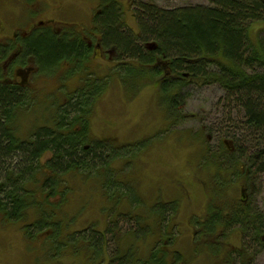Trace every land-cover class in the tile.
<instances>
[{
  "label": "trees",
  "instance_id": "obj_1",
  "mask_svg": "<svg viewBox=\"0 0 264 264\" xmlns=\"http://www.w3.org/2000/svg\"><path fill=\"white\" fill-rule=\"evenodd\" d=\"M114 19L111 12L102 26L109 37L106 43L118 45L127 55L124 65L121 64L118 71L110 68L106 78L90 75L83 87L67 94L65 104H55V115L27 139L20 138L18 125L26 114H32L36 120L35 112L28 111L32 106L31 91L4 83L0 65V218L5 225H19L22 233V236L13 234L9 240H0V257L3 258L0 264L15 262L8 253L18 243L22 247L19 253L31 250L33 256L31 252L30 255L42 264H63L62 260L68 256L74 260L73 264L83 260L87 264H181L183 261L180 252L172 253L176 235L169 231L163 233L161 222L166 212L177 213L178 204L157 202L158 207L142 213L135 186L121 180L122 171L115 172L112 166L123 156L138 155L149 143L114 148L92 137L94 105L116 77L135 95L146 79L156 80L155 99L172 121L178 119L183 102L180 90L187 81L197 86L218 84L229 101L238 103L244 113L242 139H235L236 147H227L224 143L225 153L219 155L218 163L207 157L204 164L215 171V189L228 175L234 174L236 181L242 179L247 185L240 189L245 190L244 200L225 217L222 211L214 213V208L210 207L209 220L195 221L196 233L213 232L222 222H226V227L244 221L248 228L254 224L263 226L259 214L251 210L250 198L254 194V177L264 173V38L257 41L251 36L253 26L264 25V0H213L209 7L184 8L172 14L147 12L142 19L147 23L142 24L143 38L155 39L158 45L157 52L151 56L144 54L129 34L115 32ZM40 41L38 44L32 42L29 52L43 62L45 72L57 66V60L75 52L68 44H60L51 36ZM154 54L164 58L157 60ZM215 66L218 72L211 71ZM168 69L173 73L167 74ZM243 143L249 146L246 151L241 149ZM49 154L52 158L45 161ZM71 176H77L76 181ZM97 190L99 199L104 200H99L100 203L110 205L107 213L116 212L118 217V220L108 221L103 233L99 230V221L77 223L78 215L63 217L65 214L61 211L67 200L76 194L80 199L86 196V200L93 202ZM56 199L59 201L55 202ZM90 205L87 204L86 209ZM126 205L131 209L128 215L122 214L131 219L135 217L139 227L136 232L128 233L126 240L132 243L141 235L146 240H154L151 247L146 242L140 254L134 253L131 246L125 250L124 237L116 231L122 215L120 211L126 209ZM138 209L140 213L134 214ZM76 225L86 228L78 231ZM248 228L243 229L247 231ZM3 231L0 229L1 239H7L8 231ZM251 233L256 234L254 241L261 235L257 227ZM109 237L117 246L111 258L105 255ZM16 239L17 244H13ZM260 244L263 245L261 241ZM206 247L209 255L219 253L212 245ZM40 248L38 257L36 249ZM237 254L243 255V251L240 249ZM228 256L234 261L231 254ZM20 259L22 263L29 262L22 255ZM242 262L247 264L244 258Z\"/></svg>",
  "mask_w": 264,
  "mask_h": 264
},
{
  "label": "rangeland",
  "instance_id": "obj_2",
  "mask_svg": "<svg viewBox=\"0 0 264 264\" xmlns=\"http://www.w3.org/2000/svg\"><path fill=\"white\" fill-rule=\"evenodd\" d=\"M100 1L0 0V45L7 44L9 38L6 37H11L14 31L22 34L28 29L26 24L33 15L26 6L27 3L34 2L37 7L44 8L40 13L43 20L55 19L58 22L65 20L71 23L81 18V21L84 20L90 24V15L97 9ZM212 1L172 0L171 4L173 9H187L209 7ZM60 9H66L65 13H61ZM129 17H131V13H128V19ZM263 26L262 24L253 26L251 34L253 39L258 41L260 37L264 38V33L261 31L264 30ZM3 53L4 50L0 48V55ZM109 67H112L111 64ZM109 67L106 62L93 60L89 75L106 78L110 74ZM211 71L218 72L219 69L215 66ZM84 78V76L73 77L69 70L58 67L37 78L35 76L30 96L32 106L28 111L35 112L36 120L32 114H26L20 122L18 121L20 138H29L37 128L46 124L47 120L55 115V104H64L67 94L78 90L80 79ZM112 81L114 83L110 88H107L94 105L91 133L96 141L110 144L114 148L127 144L149 143L147 148L138 155L123 156L119 159V163L112 165L115 172L122 171L121 180L135 186L137 196L141 201L138 206L139 209H142V213L148 212L149 208L158 207V200L164 204H169V202L178 204V212L176 214L166 212V216L162 217L161 222L164 228L163 233L169 231L176 235L172 249L183 253L185 264H242L243 258L247 264L251 262H253L252 264H264V239L262 241V235H264V173L254 177V194L250 198L252 204L249 203L251 210L253 209L252 211L259 214L263 226L254 224L248 228L244 221L240 225L234 224L226 227V222H222L213 232L208 231L202 235L199 234L200 232L196 233L195 221L197 219L209 220L210 207L214 208L215 211H212L214 213H217L218 210L222 211L225 217L244 200V192L240 189H245L247 185L242 179L236 181L234 174L228 175L225 180L223 179L217 184L215 189V171L204 164V159L207 157L208 159L212 157L213 161L218 163L217 158L221 159L219 155L225 153L223 144H228L227 147H236L237 140L235 139H242L244 113L238 103L235 100L229 101L218 84L197 86L187 81L185 87H181L180 90L183 102L178 110V119L165 123V112L161 109L162 105L157 103L158 100L155 99L153 92L157 87L156 80L146 79V83L141 86L136 95L126 88L118 77ZM139 83L141 82L139 81ZM59 86L64 87L67 92L58 91ZM152 113H156L154 117H152ZM248 147L246 143H243L241 149L246 151ZM51 158L52 156L49 154L45 161ZM217 172L219 173V171ZM71 177L75 179L77 176ZM218 180L219 178H217ZM211 189L216 192L210 191ZM97 191L93 200V202L96 200L97 204H92V200H86V196L80 199L77 194L69 198L61 210L65 214L63 217L67 215L71 218L78 215L77 223L88 220L90 223L99 221V230L103 233L108 226V221L110 222L112 218L118 220V217L116 212L107 213L106 209L110 205L106 203L105 206L100 203L104 200L99 199V191L98 193ZM58 201L59 199L55 200V202ZM87 204L91 205L86 209ZM126 207L120 211L121 214L128 215L127 212L131 208H128L127 205ZM102 209L105 211L103 212ZM139 209L137 212L133 210L132 213H140ZM118 222L116 231L124 237L125 250L131 246L134 253L140 254L144 252L146 242L151 247L154 240L152 238L146 240L142 235L132 243L126 240L129 237L128 233L136 232L139 229L135 217L131 219L122 214ZM256 227L261 231V235L254 241L256 234L251 232L256 230ZM75 228L81 231L86 226L76 225ZM243 228H248V230L245 231ZM0 229L8 231L6 232L9 236L7 239H1L0 236V240L3 241L9 240L13 234L22 236L19 225H5L1 218ZM110 239L111 237H109V245L107 244L105 247V255L110 256L109 258L115 254L117 248ZM17 241V239L14 240L13 244H17ZM260 241L263 245L260 244ZM1 244L2 242L0 251L2 250ZM209 245H212V248L214 246L219 250V253H210L209 255L206 247ZM102 246L104 247L105 244ZM240 249L243 251V255L237 254ZM19 252L22 253L19 243L14 250L9 251V258L15 260L13 264H42L40 260L32 257L31 250L32 256L29 251L23 254ZM36 254L38 257L41 255V248L36 249ZM228 254L233 256L234 261ZM21 255L29 262L22 263ZM2 259L0 257V261ZM62 261H64L63 264L74 263L70 256ZM76 264H87V262L83 260Z\"/></svg>",
  "mask_w": 264,
  "mask_h": 264
},
{
  "label": "flooded vegetation",
  "instance_id": "obj_3",
  "mask_svg": "<svg viewBox=\"0 0 264 264\" xmlns=\"http://www.w3.org/2000/svg\"><path fill=\"white\" fill-rule=\"evenodd\" d=\"M171 3L172 0H101L97 9L90 15V24L87 21H81V18L71 23L65 20L58 22L55 19L46 21L40 14L44 8L37 7L34 2L27 3L26 6L33 15L26 24L28 29L22 34L14 31L11 37H6L9 38L7 44L0 45V48L4 50L0 59L3 82L13 88L32 91L34 77L41 76L46 68L42 67L43 62L36 55L29 52V48L32 42L38 44L45 36L53 37L60 44L62 42L68 44L75 51L69 57H62L56 61L57 66L73 72V75H88L89 73L86 72L90 70L93 60L106 62L108 67L111 64L109 71L110 68L120 70L119 66L124 65L127 55L118 45L106 43L109 37L102 26L104 18L111 15V12L116 17L113 22L114 31L122 35L129 34L132 42L141 47L144 54L151 56L152 53L157 52L158 45L155 39L147 41L143 38L142 24L147 23L142 19L150 11L172 14L174 10ZM65 10L60 9V12L65 13ZM128 13H131L129 19ZM154 56L157 60L164 58L156 54ZM53 68L51 67L50 70ZM148 70H151L150 66ZM166 73L172 74L173 70L168 69ZM61 88L59 86L58 91H61ZM165 117L167 119V116ZM173 252L175 250L172 249ZM181 258L184 257L181 256ZM181 264L185 262L181 260Z\"/></svg>",
  "mask_w": 264,
  "mask_h": 264
},
{
  "label": "bare ground",
  "instance_id": "obj_4",
  "mask_svg": "<svg viewBox=\"0 0 264 264\" xmlns=\"http://www.w3.org/2000/svg\"><path fill=\"white\" fill-rule=\"evenodd\" d=\"M58 63V62H57ZM63 113V112H62Z\"/></svg>",
  "mask_w": 264,
  "mask_h": 264
}]
</instances>
